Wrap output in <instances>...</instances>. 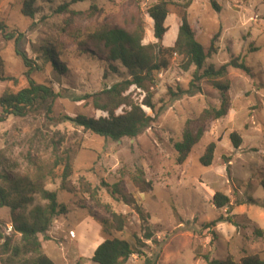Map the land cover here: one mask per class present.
<instances>
[{
	"label": "rangeland",
	"instance_id": "1",
	"mask_svg": "<svg viewBox=\"0 0 264 264\" xmlns=\"http://www.w3.org/2000/svg\"><path fill=\"white\" fill-rule=\"evenodd\" d=\"M23 1L0 0V19L7 30L22 35L17 44L0 37L4 72L9 76L0 80V95L27 85L26 68L15 54L17 48L39 66L31 77L61 96L54 100L50 113L44 107L25 116L3 114L0 166L12 177L30 175L33 170L25 160L27 153L46 160L51 142L58 143L60 152L67 150L73 157L72 184L77 186L80 176L92 186L102 180H120L124 191L149 214L146 225L152 237L163 240L158 247L153 240L142 238L141 220L132 206L100 188L102 203L126 216L120 231L104 225L102 222L110 216L102 206L95 205L87 195L57 190L59 178H55L46 188L56 191L57 201L68 211L54 219L48 232L51 239L43 241L46 254L56 264H96L91 260L94 248L106 238H120L147 257L156 254L153 264H206L205 255L239 260L257 254L264 259V190L260 186L264 172V0H192L186 8L196 41L205 51L211 50L204 67H219L238 57L249 72L227 68L220 80L229 83V109L225 116L204 124L202 137L182 163L176 161L173 143L180 140L187 119L196 124L204 107L219 105V92L210 80L202 78L197 82L199 92L171 97L178 89L188 88L195 69H183L179 55L170 58L166 69L154 73L155 81L148 88L155 108L154 112L146 111L151 116L158 114L137 136L112 140L70 120L77 115H105L93 108L90 100L78 97L128 77L126 69L118 64V73L107 69L106 50L92 34L105 27L132 31L141 21L142 43H156L146 14L154 0H80L65 12L57 9L69 0H34L33 19L21 13ZM179 13L177 7H171L165 18L167 30L160 41L163 47L175 42ZM42 47L48 48L59 70L53 63L44 62ZM129 91L134 99H142L139 89L132 87ZM233 131L241 138L238 147L229 137ZM209 142L215 143V150L206 166L199 158ZM135 169H141L151 183L148 190L140 191L132 184L129 175ZM217 191L229 198V210L213 204ZM218 216L223 220L210 224ZM9 223V208L0 206V230ZM11 235L13 240L19 237L17 233ZM133 235L140 237L139 244ZM126 264H144V256L131 255Z\"/></svg>",
	"mask_w": 264,
	"mask_h": 264
},
{
	"label": "trees",
	"instance_id": "2",
	"mask_svg": "<svg viewBox=\"0 0 264 264\" xmlns=\"http://www.w3.org/2000/svg\"><path fill=\"white\" fill-rule=\"evenodd\" d=\"M78 1L80 0H69L62 3L58 6L57 12L67 11L71 4ZM191 1L154 0L146 8V14L151 21L153 38L157 40L156 43H142L144 26L141 21L137 22L132 31L120 27H105L92 34L94 39L101 42L106 50L107 69L118 73L117 66L120 65L126 69L128 77L109 87H104L100 91L78 97L77 100H90L93 108L105 113V115L97 118L77 115L70 119L75 125L99 136L117 141L123 137L137 136L149 126L158 114L157 111L151 116L146 111L149 109L154 112L155 108L148 85L154 83V73L166 69L170 58L176 54L181 57L183 69L186 70L190 66H194L195 69L188 88L178 89L176 93H171V97L192 96L199 92L200 86L197 85V82L202 78L210 80L219 92V105L204 107L195 121L196 124L187 119L182 128L180 140L173 143V148L177 153V163H182L186 159L193 145L202 137L204 124L208 120H216L225 116L229 109V83L220 80L226 75L227 68L232 66L245 73L249 72V68L243 61H239L238 57L232 58L219 67L214 65L204 67L205 59L211 50L205 51L203 46L196 41L194 32L187 20L186 8ZM212 5L219 9L213 1ZM171 7H177L180 10V23L174 44L163 47L160 45V41L167 30L164 21ZM21 13L33 19L35 14L34 0H24ZM0 37L4 41L13 40L17 44L22 35L7 30V25L0 19ZM42 48H44L43 53H45L44 62L53 63L54 69L59 70V66L55 65L56 61L51 59L48 48ZM15 54L21 58L26 68L27 85L15 92L5 90L0 95V121L4 119L3 114L25 116L44 107L47 113H50L54 100L61 96L60 92H56L48 84L37 82L31 77V72L38 69L39 66L24 51L16 48ZM8 78L9 76L4 72V60L0 54V80H7ZM132 87L143 92L141 100L131 97L129 90ZM118 109L120 112H117ZM229 137L234 147L240 145L241 138L235 131L230 133ZM57 145L58 143L53 144L51 142L50 154L46 160L35 154L27 153L25 160L33 170L30 175L12 177L0 166V206L9 208L13 233L19 234L18 239L13 240L12 235L3 237L0 230V264H56L44 252L41 245V240L51 239L48 232L54 219L68 211L64 204L57 201L56 191L46 188V184L55 178H59L57 190L87 195L95 205L102 206L110 216L102 223L112 226L117 231L124 228L126 216L114 211L108 203H102L98 194L99 189L103 188L115 200L132 206L141 220L142 238L153 240L156 246H161L163 240L157 241L153 238L152 232L146 225L149 214L130 194L124 191L120 180L114 183L102 180L98 186H92L84 177L80 176L77 179V186L72 184L70 177L73 174V157L67 150L60 152ZM214 150L215 143L209 142L199 158L203 165H210ZM1 164L2 160H0ZM57 170H60L58 174ZM129 179L140 191H146L150 188L151 183L145 179L141 169H135L129 175ZM260 186L264 190V172L260 177ZM212 201L217 208L227 207L228 210L231 208L229 198L221 192H215ZM227 218L229 220V217ZM222 220L223 217L218 216L210 224ZM258 232L261 234L262 231ZM39 235L42 236V239L39 238ZM133 237L136 244L141 242L137 235H133ZM131 255L144 256V264H153L157 256L154 254V256L147 257L125 239L106 238L95 247L91 260L96 264H126ZM204 259L206 264H264V259L257 254L245 255L239 260H235L231 256L218 259L209 258L207 255L204 256Z\"/></svg>",
	"mask_w": 264,
	"mask_h": 264
},
{
	"label": "built area",
	"instance_id": "3",
	"mask_svg": "<svg viewBox=\"0 0 264 264\" xmlns=\"http://www.w3.org/2000/svg\"><path fill=\"white\" fill-rule=\"evenodd\" d=\"M11 232H13V230H12V226L9 224L6 227L4 226L3 230H1L3 237L10 235Z\"/></svg>",
	"mask_w": 264,
	"mask_h": 264
},
{
	"label": "crops",
	"instance_id": "4",
	"mask_svg": "<svg viewBox=\"0 0 264 264\" xmlns=\"http://www.w3.org/2000/svg\"><path fill=\"white\" fill-rule=\"evenodd\" d=\"M9 224H11V223H9ZM49 235H50V233H49ZM51 236V235H50ZM39 238L41 239V237L39 236ZM43 241L44 240H41V245H42V248H43ZM46 241H48V240H46ZM95 249V248H94ZM44 250V249H43ZM45 252V251H44ZM46 253V252H45ZM50 258V257H49Z\"/></svg>",
	"mask_w": 264,
	"mask_h": 264
}]
</instances>
